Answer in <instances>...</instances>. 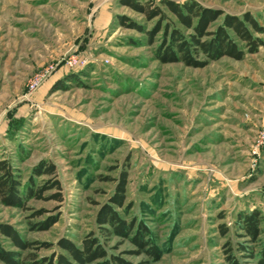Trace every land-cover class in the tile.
<instances>
[{"label":"rangeland","instance_id":"rangeland-1","mask_svg":"<svg viewBox=\"0 0 264 264\" xmlns=\"http://www.w3.org/2000/svg\"><path fill=\"white\" fill-rule=\"evenodd\" d=\"M193 1L249 13L261 27L251 29L258 49L203 67L164 63L154 54L160 33L150 44L123 24L148 30L154 21L120 0H0V160L21 190L30 178L60 184L24 206L0 199V223L35 242L29 251L58 254L60 238L94 235L131 262L257 263L263 234L251 241L236 221L255 209L264 229V0ZM43 160L55 176L33 174ZM122 173L123 204L113 207L145 223L157 258L95 219ZM56 192L60 200L49 196ZM47 217L56 221L38 229ZM0 244L19 251L1 232Z\"/></svg>","mask_w":264,"mask_h":264},{"label":"trees","instance_id":"trees-1","mask_svg":"<svg viewBox=\"0 0 264 264\" xmlns=\"http://www.w3.org/2000/svg\"><path fill=\"white\" fill-rule=\"evenodd\" d=\"M120 1L137 12H141L146 20L154 21L152 28L148 30L144 25L127 18L126 21L123 20V24L128 23L130 27L144 32L150 44L154 42L156 34L160 33V40L154 48V54L156 59L164 63L181 62L186 66L203 67L207 62L217 60L222 56L241 59L246 51H256L262 42L251 31V29L260 31L261 27L249 13L241 17L230 15L219 9L205 7L193 0H185L182 3L174 0H159L157 3L153 0H150L151 2L148 0L146 2ZM162 6H165V9ZM219 16H221V21L216 23ZM121 19L124 18L121 17ZM213 23H216L215 27L209 30ZM32 171L34 175L55 176V164L43 160ZM126 178V173L120 175L114 194L108 202L102 204L95 219L106 234L121 235L135 244L136 249L133 252L145 253L152 259L157 258L159 251L152 243L151 232L145 223L127 221L113 207V204L116 206L123 204ZM20 185L18 177L13 172V167L8 162L0 160V199L6 205L24 206L26 199L30 197L41 199L45 189L60 187L57 178L47 180L39 187H35L32 178L25 183L22 190ZM49 196L58 200L62 197L60 192ZM41 212L42 210L37 211L36 214H41ZM55 221L54 217H47L38 222L37 227L38 229L47 228ZM261 222V213L253 209L244 214L240 213L236 224L245 231L251 241H256L263 234L262 241L264 242V229L260 227ZM0 232L19 248V251L6 250L0 244V260L5 264H150L144 258L131 262L119 254H109L99 238L94 235H88L79 244L67 238H60L57 245L64 252L39 257L36 252L28 250L35 242L20 237L13 227L0 223ZM26 250L28 253L23 256L22 253ZM258 251L256 264H264V245ZM228 260L230 264H240L234 256H228Z\"/></svg>","mask_w":264,"mask_h":264},{"label":"built area","instance_id":"built-area-1","mask_svg":"<svg viewBox=\"0 0 264 264\" xmlns=\"http://www.w3.org/2000/svg\"><path fill=\"white\" fill-rule=\"evenodd\" d=\"M36 84H37V81H36V82H33V83H31V84H30V86H31V87H34V86H36Z\"/></svg>","mask_w":264,"mask_h":264}]
</instances>
